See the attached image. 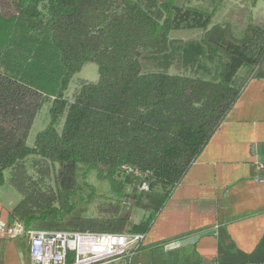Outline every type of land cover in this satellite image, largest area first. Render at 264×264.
<instances>
[{"label":"trees","instance_id":"trees-1","mask_svg":"<svg viewBox=\"0 0 264 264\" xmlns=\"http://www.w3.org/2000/svg\"><path fill=\"white\" fill-rule=\"evenodd\" d=\"M227 2L0 0V188L8 171L21 198L12 221L146 236L246 83L264 79V29L213 23ZM87 63L98 81L65 99ZM46 97L48 123L29 147Z\"/></svg>","mask_w":264,"mask_h":264},{"label":"crops","instance_id":"crops-1","mask_svg":"<svg viewBox=\"0 0 264 264\" xmlns=\"http://www.w3.org/2000/svg\"><path fill=\"white\" fill-rule=\"evenodd\" d=\"M15 201L0 198L2 220ZM0 264H29L28 242L0 239ZM130 264H264V79L246 83Z\"/></svg>","mask_w":264,"mask_h":264},{"label":"built area","instance_id":"built-area-1","mask_svg":"<svg viewBox=\"0 0 264 264\" xmlns=\"http://www.w3.org/2000/svg\"><path fill=\"white\" fill-rule=\"evenodd\" d=\"M24 238L29 264H113L132 258L142 249L145 236L105 233L27 230L0 218V239Z\"/></svg>","mask_w":264,"mask_h":264},{"label":"rangeland","instance_id":"rangeland-1","mask_svg":"<svg viewBox=\"0 0 264 264\" xmlns=\"http://www.w3.org/2000/svg\"><path fill=\"white\" fill-rule=\"evenodd\" d=\"M228 4L225 8H223L220 12H217L213 18V23L215 22H230L233 26L236 28L242 27L244 24L247 23L249 19L253 21L257 26L264 29V2L262 0H259L256 2V4L253 6L251 4V0H228ZM181 39L183 40H190L194 39L196 35L194 33H183L179 35ZM169 72H177L173 68L169 70ZM98 81V71L97 66L94 63H87L85 64L80 72L75 74L69 84L68 88L64 93V98L67 100H71L75 90L78 88V86L82 83H95ZM51 84H49L48 89H51ZM51 99L50 97H46L44 100V103H42V106L40 110L38 111L34 122L32 124V127L29 130L28 137L26 144L29 147H32L34 144L35 136L37 133L42 131L49 120L48 117V108L49 103ZM31 159L28 160L26 164V172L25 175L32 178L34 180L36 178L35 170L32 167ZM10 173L8 171L4 174L5 179V185L1 187L0 189V198L3 200V198L11 195L14 200L20 201V195L15 191V188L12 187L11 184V177ZM89 182L95 186L98 193H103L106 191V187L102 183H98L97 180L91 176L89 178ZM5 200V199H4ZM15 201V205L18 203ZM132 222H137V217L135 214L131 217Z\"/></svg>","mask_w":264,"mask_h":264},{"label":"water","instance_id":"water-1","mask_svg":"<svg viewBox=\"0 0 264 264\" xmlns=\"http://www.w3.org/2000/svg\"><path fill=\"white\" fill-rule=\"evenodd\" d=\"M200 236H194V237H190L180 243H178V246H184V245H188V244H191L193 243L194 241H196Z\"/></svg>","mask_w":264,"mask_h":264}]
</instances>
